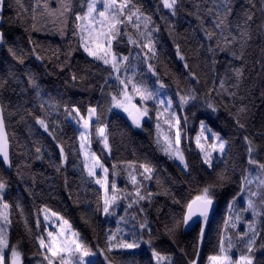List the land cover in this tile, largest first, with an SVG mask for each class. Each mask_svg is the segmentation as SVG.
I'll list each match as a JSON object with an SVG mask.
<instances>
[{
    "label": "snow or ice",
    "instance_id": "6c2138e0",
    "mask_svg": "<svg viewBox=\"0 0 264 264\" xmlns=\"http://www.w3.org/2000/svg\"><path fill=\"white\" fill-rule=\"evenodd\" d=\"M161 4L171 17H177L180 9L184 7V0H159L157 12H160ZM14 5L16 14L5 21L2 9L5 6L13 8V4L7 3V0H0V29L5 22L9 25L17 23L25 25V31L29 33L28 43L33 46L31 54L42 61L44 56L37 52V48L42 45L32 38L31 33L44 30L41 21L45 20L46 16L55 17L61 24L58 34L62 40H67L66 50L58 47L53 52L61 71L67 66L71 72V81L65 83H71V86L75 87L78 82H83L87 78V72L78 75L72 70L70 63L75 52H82L85 63L89 66L88 71L93 75L97 71L104 73L100 92L107 108L105 109L99 102L95 104L89 102L85 114L76 102L71 100L62 102L50 96L46 98L36 75L30 69H26L24 73L26 85L24 80L12 74L8 77H0V92L10 88L17 97L16 103L19 107L9 111V116L19 115V108H24L28 116L34 115L31 109L25 107L30 103L27 96L31 89L36 100L39 101L41 111L47 113V116L36 115L35 123L54 141L57 140L54 125L59 121L47 119L53 112L57 117L63 115L64 123L76 125L74 133L79 141V152L77 154L73 149V153L83 158L81 181L94 182L95 185H99L97 191L102 193L97 197L94 211L105 220L109 217H117L115 228L109 226L103 229V247L99 244L98 236L94 248L79 231L73 228L65 216L46 205L42 206L36 213L35 229L27 218H24L28 237L33 245H38L32 256L35 264H113L109 257L115 250H135L142 244H147L151 249V260L155 261V264H176L172 255L162 253L153 246L148 212L142 203L146 201L148 207L152 206L156 194L148 188L153 179L160 183L157 176L158 166L147 158L142 162H124L123 171L127 173L132 191L124 192L122 195L117 183V177L120 175L117 170L118 165L113 163L110 172L105 157L91 150L93 136L95 135L103 145L102 151H106L110 157L112 145L105 111L112 112L113 109L122 111L127 115L131 125L136 128H143L145 122L151 120L152 113L155 112L154 143L157 149L176 163L185 177L190 176L192 168L186 155L190 147L186 149L184 143L187 140L190 146L192 138L186 136L188 118L185 115L181 119L180 113L186 112L189 106L194 107L198 98L204 100L203 106L211 112H218V105L212 100V92L221 96L226 93L232 106L236 107L235 100L246 79L245 71L248 63L246 50L253 40L252 26L256 20L254 10L258 8L260 16L264 17V0H259V4L257 0H245V4L241 5L239 10L235 8L233 0H194L193 11L188 14L196 17L204 39L209 41L207 52L211 54V71L216 72L218 51L227 53L231 60L228 61L224 74L217 77L219 87H215L216 78H213L214 86L209 89L206 96H203L196 87L200 83V76L192 70L182 53L180 44L176 43V57L184 62L183 76L189 87L181 88L178 83L175 97L167 94L169 86L160 77L153 63L159 53L157 39L159 25L153 20V15L146 12L137 0H58L54 8L47 3V0L42 5L37 0L30 9L22 3V0H14ZM208 17L211 18L210 22L206 19ZM161 19L165 17L161 15ZM257 27L260 30L259 35L264 36V23ZM212 41L215 43L213 44ZM5 43L4 32L0 30V46ZM203 46L201 42L200 47ZM122 47H127L128 52H123ZM8 51L20 64L24 63L25 53L22 48L19 49V55L14 47L9 46ZM234 61L238 63H233ZM254 64H259L264 70V58L256 60ZM229 71L232 73L231 76L228 74ZM9 79L12 80L11 86L8 83ZM205 83H207V74H205ZM261 88H264V82H261ZM261 96L264 97V91L261 92ZM12 104L11 99L5 100L0 96V167L7 168L13 166V160L4 114ZM227 106L225 104V107ZM61 107L63 113L60 112ZM246 113L247 107L243 104L236 108L234 115L229 110L239 129L246 127L242 122ZM243 141L246 145L247 165L252 167H244L241 170L239 191L228 201V213L223 219V225L218 229L215 251L207 256L206 264H264V259H259L257 256L259 252L260 256L264 257V243H260L264 241V160L258 158L264 153L260 150L261 146L255 144L248 135L243 137ZM195 145L199 150L201 169L204 173L211 175L221 161L224 163V168L216 173L215 180L205 183L198 194L182 203V214L179 217L173 216L171 226L165 225L168 234L173 238L176 230L181 226L185 230L198 228L192 242L195 255H190L186 249H181L186 264H199L202 246L208 241V226L216 210L215 189L223 187L225 182L230 180L229 141L221 137L218 132L212 131L205 121L201 120ZM56 147L59 148V162L49 160V164L60 172L62 167L66 166L68 155L63 144L57 142ZM35 153L37 159H42L41 147H35ZM231 171L235 172V162ZM84 173L91 179L85 181ZM34 185L35 179L33 185L26 186L25 190L34 194L32 191ZM7 187V182L0 178V264H29L25 259L26 253L22 242L13 243L11 240L13 205L4 198ZM238 197L243 202V206L236 212L234 209L240 202ZM122 199L127 201L125 215H119L117 212ZM173 202L181 204V200L175 197ZM15 206L24 216L23 205L17 202ZM134 207L142 217L138 221L139 231L136 224L132 223L138 220L136 212L130 213ZM41 212L42 221L39 218ZM247 213H250V218ZM240 224H243L242 231L238 230ZM145 229L149 234L147 240L144 239ZM98 257H103V261ZM121 264H138V262L122 260Z\"/></svg>",
    "mask_w": 264,
    "mask_h": 264
},
{
    "label": "trees",
    "instance_id": "16d2710c",
    "mask_svg": "<svg viewBox=\"0 0 264 264\" xmlns=\"http://www.w3.org/2000/svg\"><path fill=\"white\" fill-rule=\"evenodd\" d=\"M36 2L37 0H22V3L29 9ZM39 2L42 5L45 0H39ZM137 2L142 5L146 12L153 15V20L159 25L160 31L157 36L159 53L153 63L160 77L169 86L167 90L170 95L175 97L178 83L181 88L189 87L183 76L184 62L176 57V43L180 44L182 53L186 56L190 67L201 78L200 83L196 86L199 93L203 96L208 94L209 89L214 86L213 78H216L215 87L218 88L219 79L217 77L224 74L231 57L227 53L218 51L216 54L218 60L215 65L216 72L211 71V54L207 52L209 41L204 39L196 17L188 14L193 11L194 0H184V7L180 9L177 17H171L167 10L163 9L162 4L160 5V12H157L156 7L159 0H137ZM7 3L13 4V8L5 6L2 9L5 21L8 17L16 14L14 0H7ZM47 3L54 8L58 0H47ZM233 4L239 10L241 5L245 4V0H233ZM257 4H259V0H257ZM254 11H256V20L252 26L253 40L246 50L248 60L245 71L246 79L240 87L238 98L235 100L236 107L232 106V102L226 93L221 96L217 95L216 92H212V100L218 105V112H211L206 106H203L204 100L198 98L194 107L189 106L186 112L180 113L181 119L185 115L188 118L187 137L192 138L190 146L187 140L184 143L186 149L190 147V151L186 153L192 168L190 176L185 177L177 168L176 163H173L162 151L157 149L154 143L156 132L155 112L152 113V119L145 122L143 128L134 129L122 115L113 111H105L112 145L110 157L106 151H102V144L99 143L95 135L93 136L91 150L105 157L106 166L109 167L110 172L113 163L118 165L117 170L120 175L117 177V183L119 189L122 190V194L132 191V187L127 180V173L123 171L124 162H142L147 158L158 166L157 176L160 183L158 184L153 179L148 188L149 191L156 194L152 206L148 207L146 201L142 203L148 212L153 246L162 253L172 255L176 264H186L181 249H186L190 255H195L192 242L198 228L185 232L181 226L176 230L173 238L168 234L165 225L171 226L173 216L179 217L182 214V203L198 194L205 183L215 180L216 173L224 168V163L221 161L216 171L211 172V175H207L202 171L199 151L196 149L193 138L198 132L200 121L205 120L206 125L212 131L218 132L221 137L229 141L228 166L230 180L225 182L223 187L215 189L217 193L216 210L208 226V241L202 246L199 264H206L207 256L215 251L218 229L223 225V219L228 213V201L239 191L242 168L250 167L247 165L246 145L243 137L248 135L255 144L261 146L260 150L264 153V97L261 96V92L264 91V88H261V82H264V70L261 69L259 64H254L256 60L264 58V36L259 35L260 30L257 27L264 23V17L260 16L258 8ZM161 15L165 19H161ZM206 19L209 22L211 20L210 17ZM45 20L41 21L44 27L43 31L31 33L32 38L42 45V47L37 48V52L44 56L42 61L37 60L36 56L31 54L33 46L28 43L29 33L25 31V25L20 23L9 25L6 22L3 24L0 30L4 32L6 43L1 47L0 77H8L9 74H12L24 80L26 85L27 81L24 73L26 69H30L36 75L46 98L50 96L54 100H61L62 102L68 100L76 102L85 114L89 102L93 104L99 102L106 109L107 104L100 92L104 73L97 71L93 75L91 71H88L89 66L85 63L82 52H75L70 63L72 70L76 71L78 75H84L87 72V78L83 82H78L75 87L71 86V83H65V81H71V72L67 66L61 71L57 66L53 52L58 47L66 50L67 40H62L58 34L61 27L59 20L47 16ZM201 42L204 45L203 47H200ZM212 43L214 44L215 41H212ZM9 46L16 48L18 55L19 49L24 50L23 64H20L9 53ZM121 50L125 53L128 52L127 47H122ZM61 59L63 60V57ZM233 63L238 62L234 61ZM205 74H207V83H205ZM228 74L229 76L232 75L230 71ZM8 83L11 86L12 80L9 79ZM229 83H232V81H229ZM0 96L5 100L11 99L13 102L12 107L4 114L13 166L8 173L0 167V178H3L8 184L4 198L13 205L11 209L13 223L10 231L12 242L21 241L26 253V261L29 264H35L32 256L38 245H33L28 237L24 226V218L26 217L29 224L35 229L37 210L46 205L65 216L73 228L79 231L94 248L97 245V237L99 236V244L103 247V229L109 226L115 228L114 219L116 220L117 217H110L105 220L103 216L94 211L97 197L102 193L97 191L99 187L94 182L82 183L81 181L83 159L77 155L79 141L74 133L75 126L64 123L63 115L57 117L56 113L53 112L47 119L49 121H59L54 125L57 137V140L54 141L35 123L36 115L47 116V113L41 111L39 101L36 100L31 89L27 96L30 103L25 107L33 111V116L26 115L24 108H19V115L9 116V111L19 107L16 103L17 97L11 92L10 88L0 92ZM240 97H243V99ZM225 104L228 106L225 107ZM241 104L247 107V113L242 118V122L246 124L245 129H239L233 116L229 114V110H231L234 115L236 108ZM60 112L63 113L62 107ZM57 142L64 145L68 155L66 166L62 167L60 172H57L55 167L49 164V160L59 162ZM37 146L42 148V159L36 158L35 147ZM73 149L76 150L77 154L73 153ZM258 158L264 160V154ZM233 162H235L234 173L231 171ZM84 178L85 181L91 179L87 177L86 173H84ZM33 179H35V185L32 189L34 194H30L25 189L26 186L33 185ZM173 197L181 200V204L174 203ZM237 199L241 202L239 197ZM17 202L23 205L24 216L21 215L20 209L15 206ZM126 206L127 201L122 199L117 208L119 215H125L124 209ZM131 212L137 213L138 220L132 223L136 224L137 231H139L138 221L142 217L139 216L136 207L131 209ZM233 236H235V232H233ZM148 238L149 234L145 229L144 239L147 240ZM260 243H264V241H260ZM257 256L259 259H264L259 252ZM98 258L103 261V257ZM109 259L113 261V264H121L122 260H135L138 264H150V262L155 264V261L151 260V249L147 244H143L140 249L133 251L115 250Z\"/></svg>",
    "mask_w": 264,
    "mask_h": 264
},
{
    "label": "rangeland",
    "instance_id": "374dc122",
    "mask_svg": "<svg viewBox=\"0 0 264 264\" xmlns=\"http://www.w3.org/2000/svg\"><path fill=\"white\" fill-rule=\"evenodd\" d=\"M167 94L168 95H170V93H169V91L167 90ZM138 99V98H137ZM113 112H115V113H118V114H120V115H122L123 117H125L126 118V120L130 123V125H131V122L128 120V118H127V115L125 114V113H123L122 111H120V110H117V109H113ZM205 121V120H204ZM72 125H74V124H72ZM75 127H76V125H74ZM132 126V125H131ZM134 129H141V128H136V127H134V126H132ZM166 127V126H165ZM200 130V123H199V126H198V131ZM94 131V130H93ZM186 131V136H187V130H185ZM197 135V134H196ZM196 135L193 137L194 138V144H195V137H196ZM207 135H211V133H207ZM103 146V145H102ZM196 146V145H195ZM198 150V149H197ZM199 151V150H198ZM83 159V158H82ZM178 163V162H177ZM250 167H252V166H250ZM253 174H255V172H253ZM130 184V183H129ZM98 187H99V185H97ZM130 186L132 187V185L130 184ZM123 195V194H122ZM243 206V202L241 201L240 202V204L238 205V206H236V208L234 209V211H236V212H238L239 211V209L241 208ZM121 215H123V214H121ZM249 218H250V213H247L246 214ZM40 219H41V221L43 220V213L41 212L40 213V217H39ZM110 218V217H109ZM35 221H36V219H35ZM114 221H115V227H116V220L114 219ZM238 230H243V224H240L239 226H238ZM143 245V244H142ZM141 248V247H140ZM140 248H138V249H140ZM138 249H135V250H138ZM128 251H133V250H128Z\"/></svg>",
    "mask_w": 264,
    "mask_h": 264
},
{
    "label": "water",
    "instance_id": "95a60500",
    "mask_svg": "<svg viewBox=\"0 0 264 264\" xmlns=\"http://www.w3.org/2000/svg\"><path fill=\"white\" fill-rule=\"evenodd\" d=\"M1 47H2V46H0V53H1ZM2 168H3L4 171H6L7 173L10 172V169H11V168H7L6 166H4V167H2ZM182 227H183V226H182ZM183 230H184L185 232H189V231H191V230H185L184 227H183Z\"/></svg>",
    "mask_w": 264,
    "mask_h": 264
}]
</instances>
